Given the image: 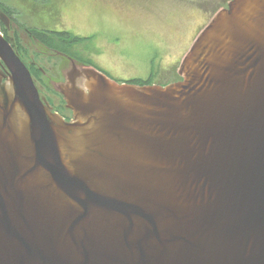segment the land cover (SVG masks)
Masks as SVG:
<instances>
[{
    "label": "water",
    "instance_id": "obj_1",
    "mask_svg": "<svg viewBox=\"0 0 264 264\" xmlns=\"http://www.w3.org/2000/svg\"><path fill=\"white\" fill-rule=\"evenodd\" d=\"M0 56V264H264V0H231L164 85L70 57L71 120L1 33Z\"/></svg>",
    "mask_w": 264,
    "mask_h": 264
},
{
    "label": "rangeland",
    "instance_id": "obj_2",
    "mask_svg": "<svg viewBox=\"0 0 264 264\" xmlns=\"http://www.w3.org/2000/svg\"><path fill=\"white\" fill-rule=\"evenodd\" d=\"M6 2L18 11L13 32L28 60L33 56L39 62L47 83L53 80L57 91L71 64L30 37L27 26L80 37L69 50L116 81L152 78L153 83L164 85L175 79L174 73L198 34V24L204 20L187 12L191 9L188 0H113L99 7L93 0ZM209 10L210 14L212 3Z\"/></svg>",
    "mask_w": 264,
    "mask_h": 264
},
{
    "label": "flooded vegetation",
    "instance_id": "obj_3",
    "mask_svg": "<svg viewBox=\"0 0 264 264\" xmlns=\"http://www.w3.org/2000/svg\"><path fill=\"white\" fill-rule=\"evenodd\" d=\"M97 7L100 6H109L108 2L113 0H93ZM218 3L211 2L209 0H188V4L190 5V10H188V13H191V15H195L196 17H199V19H204L203 21L198 24V34L202 31V29L211 21L213 16L222 10L223 8H226L231 0H217ZM213 4V10L209 14V6ZM217 7V9L215 8ZM2 12L6 13L4 9H1L0 7V33L12 43V45L15 47L16 50H18L20 58L22 61L27 65L29 68L31 75L34 79L36 88L38 89L39 95L42 99V101L48 105L51 110L55 113H58L62 115L66 120H71L73 118V112L70 108L67 107L66 101L64 99L63 94L60 91H57L55 87L53 86V83H55L53 80L52 82L49 81V84L47 83V77H44V74L46 75V72L42 66L39 65V62H37L33 56L28 60V55L23 50L18 37L15 34V31L13 32V28L15 27V21L14 17H9L7 19L2 18ZM101 14H104L102 9H100ZM186 12V13H187ZM210 16V18L207 20L206 17ZM206 21V23H204ZM192 25V24H191ZM197 34V35H198ZM197 37V36H196ZM195 37V39H196ZM194 39V40H195ZM55 51V50H53ZM54 54H57L59 56H62V58L68 60L71 64L70 55L65 52H59L55 51ZM76 60V59H75ZM77 61V60H76ZM78 62V61H77ZM79 63V62H78ZM30 66H33L38 72L35 74L32 73ZM59 65L57 64L56 67ZM58 70V68H57ZM102 71V70H100ZM104 72V71H102ZM106 73V72H104ZM174 73V72H173ZM10 71L8 66L4 63L0 56V83H4L6 81V77L9 76ZM107 74V73H106ZM175 74V79L172 81H176L179 79V72L177 71ZM64 76L62 75V78ZM153 83V82H152ZM155 83V82H154Z\"/></svg>",
    "mask_w": 264,
    "mask_h": 264
},
{
    "label": "trees",
    "instance_id": "obj_4",
    "mask_svg": "<svg viewBox=\"0 0 264 264\" xmlns=\"http://www.w3.org/2000/svg\"><path fill=\"white\" fill-rule=\"evenodd\" d=\"M0 7L1 9H4L6 11L7 16L9 17H15L18 11L16 8H12L7 4L6 0H0ZM26 32L28 35L35 40L40 41L44 44L45 47L59 51V52H65L68 53L70 56L78 60L79 62H82L83 60L80 59L79 54H73L69 48L70 45L77 43L81 41L80 37L73 36L72 34L66 32V31H53V30H46V29H39V28H32V27H25ZM83 63L90 65V63L87 61H83ZM30 69L33 74L36 75L38 72L33 66H30ZM181 77H179L180 79ZM130 82L138 83V84H146V83H152V78L146 81L142 80H130Z\"/></svg>",
    "mask_w": 264,
    "mask_h": 264
}]
</instances>
